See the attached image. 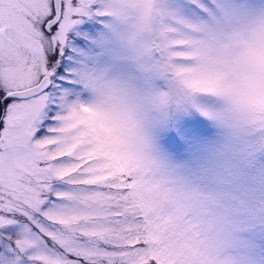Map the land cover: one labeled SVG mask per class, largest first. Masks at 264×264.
Masks as SVG:
<instances>
[{"label":"snow or ice","instance_id":"6c2138e0","mask_svg":"<svg viewBox=\"0 0 264 264\" xmlns=\"http://www.w3.org/2000/svg\"><path fill=\"white\" fill-rule=\"evenodd\" d=\"M0 264H264V0H0Z\"/></svg>","mask_w":264,"mask_h":264}]
</instances>
